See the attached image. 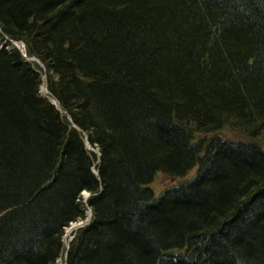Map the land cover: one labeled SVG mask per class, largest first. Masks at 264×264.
<instances>
[{
	"label": "trees",
	"instance_id": "16d2710c",
	"mask_svg": "<svg viewBox=\"0 0 264 264\" xmlns=\"http://www.w3.org/2000/svg\"><path fill=\"white\" fill-rule=\"evenodd\" d=\"M0 41V264H264V0H0Z\"/></svg>",
	"mask_w": 264,
	"mask_h": 264
},
{
	"label": "rangeland",
	"instance_id": "374dc122",
	"mask_svg": "<svg viewBox=\"0 0 264 264\" xmlns=\"http://www.w3.org/2000/svg\"><path fill=\"white\" fill-rule=\"evenodd\" d=\"M13 43L17 46H19L20 48L23 47V44L22 42L20 41H13ZM0 45L2 47H5L7 48L8 47V42H5V41H0ZM40 91L43 93V94H46L47 93V89H46V86L45 84L43 83L41 85V88H40ZM53 102H55L53 100ZM86 146L88 149H91V150H94V152H96V154H99V151L97 148L93 147L91 145V143H89L88 141H86ZM194 172V169L190 172V174H192ZM175 181H177V178L175 179H172L170 176H167L163 173H158L155 178H154V181L151 183V185L153 186V188L155 189V192L156 194H158L159 192H161L164 188H166L167 186L171 185L172 183H174ZM90 195V192L87 191V190H84L82 192V198L83 200H85L87 197H89ZM84 212H85V216H89L91 214V210L90 208L88 207L87 204H85L84 206ZM89 219V217H88ZM87 219V220H88ZM87 220H84V221H77V223H73L74 225H76L75 227H72L73 225L70 224V226H68L67 228H65V233H64V241H65V244L67 245L68 241L71 239L72 237V232L74 229H76L79 225H82L84 224ZM64 260H65V253H63L60 257L57 258L55 264H64Z\"/></svg>",
	"mask_w": 264,
	"mask_h": 264
},
{
	"label": "bare ground",
	"instance_id": "6f19581e",
	"mask_svg": "<svg viewBox=\"0 0 264 264\" xmlns=\"http://www.w3.org/2000/svg\"><path fill=\"white\" fill-rule=\"evenodd\" d=\"M73 223H75V222H73ZM73 223H72L71 225H73L72 227H75L76 225H74ZM69 226H70V225H69Z\"/></svg>",
	"mask_w": 264,
	"mask_h": 264
},
{
	"label": "water",
	"instance_id": "95a60500",
	"mask_svg": "<svg viewBox=\"0 0 264 264\" xmlns=\"http://www.w3.org/2000/svg\"><path fill=\"white\" fill-rule=\"evenodd\" d=\"M172 179H175L176 177L175 176H171Z\"/></svg>",
	"mask_w": 264,
	"mask_h": 264
}]
</instances>
